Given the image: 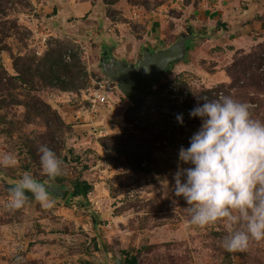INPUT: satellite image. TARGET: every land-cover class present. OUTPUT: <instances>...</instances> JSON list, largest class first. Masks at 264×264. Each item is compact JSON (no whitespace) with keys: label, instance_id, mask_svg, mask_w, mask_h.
<instances>
[{"label":"rangeland","instance_id":"obj_1","mask_svg":"<svg viewBox=\"0 0 264 264\" xmlns=\"http://www.w3.org/2000/svg\"><path fill=\"white\" fill-rule=\"evenodd\" d=\"M72 1L0 0V264H264V0Z\"/></svg>","mask_w":264,"mask_h":264},{"label":"water","instance_id":"obj_2","mask_svg":"<svg viewBox=\"0 0 264 264\" xmlns=\"http://www.w3.org/2000/svg\"><path fill=\"white\" fill-rule=\"evenodd\" d=\"M179 53L178 49H170L154 56L147 55L137 70L130 69L125 63H118L115 68L108 71L106 69V75L111 81L119 84L123 95L135 104L156 86L160 73Z\"/></svg>","mask_w":264,"mask_h":264},{"label":"crops","instance_id":"obj_3","mask_svg":"<svg viewBox=\"0 0 264 264\" xmlns=\"http://www.w3.org/2000/svg\"><path fill=\"white\" fill-rule=\"evenodd\" d=\"M71 2L73 3V1L71 0ZM71 2H70V0H68V6H69V8H67L66 7V9H64L65 11H66V13H69L71 16H73V17H76V15H74V13L73 12H76V13H78V11H79V6L80 5H78V6H73L74 5V3H73V5L71 4ZM65 7V6H64ZM84 10L85 11H87L88 10V7L86 6V5H84ZM116 52L118 53V52H120V49L118 48L117 50H116ZM117 53H115L114 55L112 54L111 55V57L113 56V57H115V55L117 54ZM134 58V57H133ZM141 59H125V56H121V57H116L115 59H107V62H108V67H107V69L109 70V69H111V68H115L116 66H117V64L118 63H125V65L127 66V67H132L133 65H135V63L136 62H138V61H140Z\"/></svg>","mask_w":264,"mask_h":264},{"label":"built area","instance_id":"obj_4","mask_svg":"<svg viewBox=\"0 0 264 264\" xmlns=\"http://www.w3.org/2000/svg\"><path fill=\"white\" fill-rule=\"evenodd\" d=\"M108 90H105L104 92L102 91H97L95 93L90 94V104L92 108H94L97 103L98 104H107L108 103Z\"/></svg>","mask_w":264,"mask_h":264},{"label":"trees","instance_id":"obj_5","mask_svg":"<svg viewBox=\"0 0 264 264\" xmlns=\"http://www.w3.org/2000/svg\"><path fill=\"white\" fill-rule=\"evenodd\" d=\"M186 47V46H185ZM185 47H183L185 49Z\"/></svg>","mask_w":264,"mask_h":264}]
</instances>
